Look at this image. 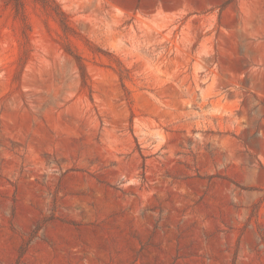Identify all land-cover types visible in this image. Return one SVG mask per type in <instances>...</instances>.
<instances>
[{"label": "rangeland", "instance_id": "374dc122", "mask_svg": "<svg viewBox=\"0 0 264 264\" xmlns=\"http://www.w3.org/2000/svg\"><path fill=\"white\" fill-rule=\"evenodd\" d=\"M21 1L0 264H264V0Z\"/></svg>", "mask_w": 264, "mask_h": 264}, {"label": "trees", "instance_id": "16d2710c", "mask_svg": "<svg viewBox=\"0 0 264 264\" xmlns=\"http://www.w3.org/2000/svg\"><path fill=\"white\" fill-rule=\"evenodd\" d=\"M11 1H13L15 3L17 10L21 11V9H22V1L21 0H11ZM43 2L45 3V5L50 3L49 0H45ZM56 8H57V6H56ZM56 10H57L56 14H57V16H59L60 23L63 26L64 30L65 31L70 30L71 28H70V26H69V24H68V22L66 20V15L62 11H60L59 9H56ZM24 37H25L26 41L29 38L28 35H24ZM79 66H80V69H83V65H79ZM256 214H257V206L253 205V207L251 209L250 217L254 218V217H256Z\"/></svg>", "mask_w": 264, "mask_h": 264}]
</instances>
